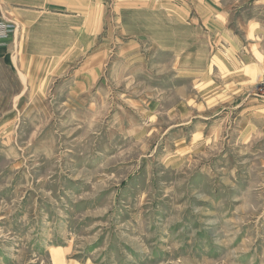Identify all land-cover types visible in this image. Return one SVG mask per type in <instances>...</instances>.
Wrapping results in <instances>:
<instances>
[{
  "label": "rangeland",
  "instance_id": "obj_1",
  "mask_svg": "<svg viewBox=\"0 0 264 264\" xmlns=\"http://www.w3.org/2000/svg\"><path fill=\"white\" fill-rule=\"evenodd\" d=\"M166 1L0 12V264H264V76L218 96Z\"/></svg>",
  "mask_w": 264,
  "mask_h": 264
},
{
  "label": "crops",
  "instance_id": "obj_2",
  "mask_svg": "<svg viewBox=\"0 0 264 264\" xmlns=\"http://www.w3.org/2000/svg\"><path fill=\"white\" fill-rule=\"evenodd\" d=\"M46 3L47 0H0V12L3 16L7 15L8 19L21 22V15L25 16L24 21H26V17L30 14L27 7ZM163 5L168 10L167 21L172 23L167 27L168 30L172 31L177 26H182L186 32L185 37L188 38L189 35L200 34L204 29L207 34L210 32L215 38L217 57H215V66L211 65L210 68L216 73L218 96L230 99L240 95L245 87L255 85L264 76V62L259 65L261 56V61H264V27L250 17L236 16L237 9L246 6L264 7V0H167ZM190 23H200L202 27L199 26L198 29L192 27ZM236 28L241 32H236ZM241 50L246 51L241 54L242 56H238L237 53ZM224 52L229 55L228 60L221 62L223 57L220 56ZM255 55H258L257 58ZM239 60L240 62L237 63ZM242 60L256 64H243ZM203 74L201 71V75ZM261 116L264 118V111Z\"/></svg>",
  "mask_w": 264,
  "mask_h": 264
},
{
  "label": "built area",
  "instance_id": "obj_3",
  "mask_svg": "<svg viewBox=\"0 0 264 264\" xmlns=\"http://www.w3.org/2000/svg\"><path fill=\"white\" fill-rule=\"evenodd\" d=\"M11 32V26L4 21H0V40L7 38ZM257 97H264V80L259 84Z\"/></svg>",
  "mask_w": 264,
  "mask_h": 264
}]
</instances>
